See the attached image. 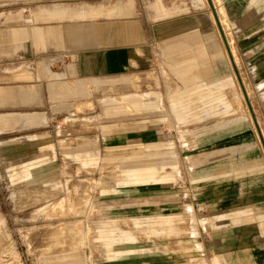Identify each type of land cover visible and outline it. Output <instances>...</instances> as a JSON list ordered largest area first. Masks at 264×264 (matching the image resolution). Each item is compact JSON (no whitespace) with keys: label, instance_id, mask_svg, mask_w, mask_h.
I'll list each match as a JSON object with an SVG mask.
<instances>
[{"label":"rangeland","instance_id":"rangeland-1","mask_svg":"<svg viewBox=\"0 0 264 264\" xmlns=\"http://www.w3.org/2000/svg\"><path fill=\"white\" fill-rule=\"evenodd\" d=\"M213 2L219 21L197 0L189 31L181 25L175 67L91 82L77 106L85 117H0V264H50L47 246L58 237L56 251L82 252L86 264H115L120 246L135 264H235L225 255L241 249L246 264H264V40L236 41L223 1ZM30 4L0 0V23L39 20ZM237 123L243 129L230 131ZM148 141H164L177 167L158 169L163 178L142 192L124 188L125 163L110 150L126 156ZM249 153L255 162H242ZM163 205L171 220L162 221ZM71 220L91 243L76 244ZM123 231L135 239L113 252L98 238Z\"/></svg>","mask_w":264,"mask_h":264},{"label":"crops","instance_id":"crops-1","mask_svg":"<svg viewBox=\"0 0 264 264\" xmlns=\"http://www.w3.org/2000/svg\"><path fill=\"white\" fill-rule=\"evenodd\" d=\"M222 1L236 41L264 40V0ZM30 3L39 20L0 23V117L47 122L85 117L77 106L91 82L175 67L180 27L189 31L199 11L197 0ZM203 10L210 16L208 7Z\"/></svg>","mask_w":264,"mask_h":264},{"label":"bare ground","instance_id":"bare-ground-1","mask_svg":"<svg viewBox=\"0 0 264 264\" xmlns=\"http://www.w3.org/2000/svg\"><path fill=\"white\" fill-rule=\"evenodd\" d=\"M228 43H229V41H228ZM199 50L201 51V48ZM199 50H198V52H199ZM201 62H202V60H201ZM189 64H191V63H189ZM259 67L261 68V70H264V62L260 63ZM172 98H174V101H173L174 103H172V104L177 105V102H178V104H180V102L182 101V97L177 96V92H176V94H173ZM137 102H138V104L142 105V108L145 107L146 110L147 109H150V110L155 109L153 102H149V101H146L145 103H143L142 101H137ZM229 107H230V105L227 106V108H229ZM117 111H118V109L115 108L114 112H117ZM243 127H244V124L237 123L232 128H230V131L231 130H234V131L242 130ZM120 143L125 144V142H120ZM164 144H165L164 141H157V142L150 141L148 144L149 145L148 150L141 151V149L138 150L135 148L134 151L130 152V154L126 155V156H123V154L125 151H127V150H125L127 148L120 149V150H118V149L110 150L111 152L115 151V153H114L115 159L122 160V162L125 163V166L121 167V168H124L123 173H124L125 177L122 179V181H123L122 184L124 185L123 186L124 188L130 189V190L137 189V191L142 192L141 188L143 186L152 185L156 182H159V180H161V178H163V177L158 176V173H159L158 169H166L167 164H171V166L174 168L177 167V162L174 160L173 156L168 154L167 150L164 147H162V146H164ZM117 146L121 147L120 144H118ZM110 147H114V146H110ZM118 151H120V152H118ZM224 151L225 150H222V154L225 153ZM219 154H220V152H217V155H219ZM252 155H253L252 153L245 154L242 157L241 161L242 162H255ZM229 159H230V162L233 163V159L231 157H229ZM229 159H228V161H229ZM92 160H96V158H92ZM84 161L86 163H88V159H84ZM159 164H161V166H159ZM260 195H263V194H260ZM62 203H65V201L62 200ZM161 210L164 212V214H162L161 217H163V216L167 217V218L164 217L162 221L172 219L171 217L173 216V214L171 212V206L163 205V206H161ZM257 211H258V215L260 217L261 216L264 217V205L259 206ZM69 212H73V210L69 209ZM236 212L240 213V212H242V209H237ZM167 215H169V216H167ZM75 221L76 220H71L69 222V225H71V230L78 235V236L74 237L73 240L76 242V244L78 246H82L84 244L91 243L93 239L89 236V231H87L86 233L84 232V230L82 228V221H78V222H75ZM0 222H1V218H0ZM72 225H74V226H72ZM61 226L62 225H58V227H61ZM98 238L102 239V242H104L105 248L111 252H113L112 247L115 246L114 243H126L127 241L135 239V237L132 236L131 233H129L127 231H123L121 233H118L115 236L110 235L109 237H107V239H103L101 237H98ZM62 243H63V240L59 237H58L57 241L55 239L50 240V243L47 246L48 251L51 254L50 257L52 259L50 264H86V258L84 257V254L82 252L73 254V253H71V251H69V248L68 249L67 248L62 249V251L65 250L64 253L60 250L56 251L55 248L62 245ZM7 248H8V245L5 246L4 250H6ZM114 249H117L118 251H124V252H121L117 255V261L115 264H135V263H130L129 260H127L125 258V256H127L129 253H131V252H128L125 249V247L120 246V247H116ZM70 250H71V248H70ZM231 255H233V254L225 255V257L228 259V261L231 260V262L235 263V264H246L247 263V259H245L247 257V254H246L245 250L241 249L239 251V253L237 254V256H235V258H232ZM145 261L152 262V260H149V259L145 260ZM155 262L161 263V264H171L170 262H167L165 259H159V258L156 259Z\"/></svg>","mask_w":264,"mask_h":264},{"label":"water","instance_id":"water-1","mask_svg":"<svg viewBox=\"0 0 264 264\" xmlns=\"http://www.w3.org/2000/svg\"><path fill=\"white\" fill-rule=\"evenodd\" d=\"M210 2H211V4H213L212 0H210ZM216 17H217V15H216ZM217 19H218V17H217ZM218 21H219V19H218ZM223 35H224V33H223ZM224 37H225V35H224ZM225 40H226V42H228L226 37H225Z\"/></svg>","mask_w":264,"mask_h":264}]
</instances>
